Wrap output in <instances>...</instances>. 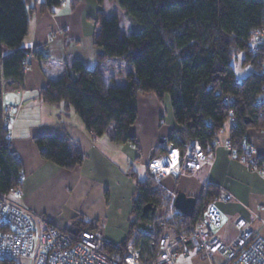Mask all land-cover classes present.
I'll return each mask as SVG.
<instances>
[{"label":"trees","instance_id":"16d2710c","mask_svg":"<svg viewBox=\"0 0 264 264\" xmlns=\"http://www.w3.org/2000/svg\"><path fill=\"white\" fill-rule=\"evenodd\" d=\"M102 4L104 0H95ZM122 8L136 31L123 33L116 16H99L95 44L104 55L99 61L119 59L131 70L123 86L106 85L102 72L88 69L80 60L67 66L66 73L50 81L41 91L46 104H70L84 126L96 137L110 134L116 143H135L130 129L138 119V96L154 94L159 101L170 99L174 121L182 128L172 132L162 144L170 142L183 149L197 139L206 154L214 151L220 131L233 119L229 141L239 160L247 145V129H264V44H257L254 32L264 27V0H111ZM35 0H0V194L12 195L21 189L23 167L13 153L8 131L2 120V83L11 80L22 85L27 53L22 44L29 31ZM61 0H45L42 10H52ZM243 54V64L253 72L237 81L232 59ZM7 88H13L8 84ZM43 160L72 170L84 161L66 138L48 135L34 138ZM165 152L160 145L153 157ZM244 161V160H242ZM245 162V161H244ZM133 200L134 220L126 240L118 245L103 241V251L122 258L127 246H141L144 256L155 258L158 233L149 227L154 215L143 216L150 204L168 205L164 191H153V180L136 178ZM219 190L208 185L202 197L214 203ZM199 207V206H198ZM167 212V211H166ZM158 219L159 223L162 219ZM181 225L187 218L178 213ZM78 232L94 233L95 223H76ZM74 232L73 230L66 229ZM0 264H7L0 261Z\"/></svg>","mask_w":264,"mask_h":264},{"label":"crops","instance_id":"0c3cea01","mask_svg":"<svg viewBox=\"0 0 264 264\" xmlns=\"http://www.w3.org/2000/svg\"><path fill=\"white\" fill-rule=\"evenodd\" d=\"M44 2L35 0L31 6L29 31L22 44L28 66L22 96L14 88H8L2 97L3 102L12 105L22 101V108L11 125V149L22 163L24 178L21 193L12 197L60 229L78 232L77 222L95 223L94 234L118 245L128 237L134 220L136 178L140 181L146 178V164L157 147L182 128L174 121L168 97L161 102L154 94L139 95L138 119L130 129L137 144L134 150L128 143L114 142L110 134L96 137L67 102L44 103L41 91L50 81L62 77L74 60H80L90 70L101 71L105 84L111 86L125 85L131 70L119 59L99 61L104 51L95 44L97 21L101 15L118 18L114 1L98 4L95 0H61L59 6L43 11ZM120 14L129 26L125 29L133 30L125 11ZM242 80L237 78L238 82ZM228 124V129L219 133L220 146L211 153L213 167L202 169L194 177L166 178L163 185L175 193L184 191L196 198L207 184L229 191L234 200L214 202L219 224L212 227V234L231 242L240 230L234 221L241 216L264 238L260 222L264 220V177L225 147L233 126L232 121ZM246 134L253 158L264 159V129L251 127ZM48 135L69 140L84 155V161L66 170L43 160L34 138ZM191 256L198 254L191 250L178 259L190 260Z\"/></svg>","mask_w":264,"mask_h":264},{"label":"built area","instance_id":"2783aa9c","mask_svg":"<svg viewBox=\"0 0 264 264\" xmlns=\"http://www.w3.org/2000/svg\"><path fill=\"white\" fill-rule=\"evenodd\" d=\"M254 39L257 44H264V27L254 32ZM26 70L27 65L24 72ZM8 84H12L14 90L22 96V85L4 80L2 97L8 92ZM21 108L22 101L18 105L5 102L2 105L3 125L8 131L7 139L10 142L11 125ZM232 123L233 126L237 124L235 119ZM246 142L241 160L264 177V159L253 158V148L247 137ZM220 144L218 135L214 149ZM129 145L135 150V144ZM224 145L233 151L229 140ZM160 146L165 152L151 157L146 164V173L154 182L152 190L164 191L168 201L166 217L158 223L159 242L156 244L155 240H151L149 243L150 247L157 246L152 261L143 255L141 246L133 243L127 246L122 258H113L103 251L102 238L96 234L89 231L71 232L55 227L46 217L21 205L12 197L19 195L21 189L13 191L12 195L0 194V261L7 264H18L21 260L29 264H176L180 255L187 256L194 250L202 260L209 262L219 255L225 259V264H264V238L241 216L234 221L240 230L231 242H224L212 234V227L219 224V215L214 203L207 204L205 197H202L199 205L197 202L193 220H188L186 225L180 224L177 218L179 212L174 207L176 193L167 189L163 180L194 177L202 169L213 167L214 157L204 152L197 139L189 140L183 149L170 142ZM23 178L24 173H21L20 179ZM234 198L229 191L220 189L216 201L228 203ZM260 222L261 227H264V220Z\"/></svg>","mask_w":264,"mask_h":264},{"label":"rangeland","instance_id":"374dc122","mask_svg":"<svg viewBox=\"0 0 264 264\" xmlns=\"http://www.w3.org/2000/svg\"><path fill=\"white\" fill-rule=\"evenodd\" d=\"M116 3V2H114ZM117 5V14H118V18L119 19V22H120V28H121V31L123 33H130V32H133V31H136V29L134 28L133 30H129V29H125V28H129V26L127 25V23H125V18L122 17V15L120 14V11H123L122 8H120V6L116 3ZM136 25V28L139 27L138 24H133V26ZM127 26V27H126ZM135 27V26H134ZM232 66H233V69L235 71V74H236V77L239 78V79H244L246 78L249 74H251L253 72V68L250 66V65H245L243 64V54L239 53L236 57H234L232 59ZM120 79V78H119ZM118 79V80H119ZM120 82V80H119ZM163 111H164V114H165V108H163ZM163 114V116H164ZM228 125L229 124H226L225 125V129H228ZM225 131V130H221L220 131V134ZM136 145V148L135 150H137V144ZM168 209V205L165 207H162V208H158L156 213H155V218L153 221H151L148 225L150 228H152L154 230V232L157 233L158 231V219H161L164 217L166 211ZM18 264H29L27 261L25 260H21L18 262ZM177 264H210L209 261H205V260H202L199 256H191V259L190 260H184V259H181L179 258L178 261H177ZM213 264H225V259L219 255H216L214 258H213Z\"/></svg>","mask_w":264,"mask_h":264},{"label":"water","instance_id":"95a60500","mask_svg":"<svg viewBox=\"0 0 264 264\" xmlns=\"http://www.w3.org/2000/svg\"><path fill=\"white\" fill-rule=\"evenodd\" d=\"M197 206V198L188 196L184 191H178L174 201L175 209L184 217L193 218ZM156 208L150 204L143 209V216L154 215Z\"/></svg>","mask_w":264,"mask_h":264}]
</instances>
